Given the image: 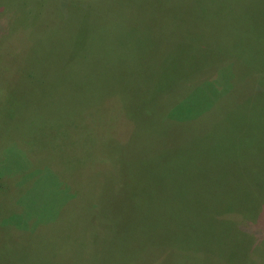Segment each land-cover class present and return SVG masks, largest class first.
Instances as JSON below:
<instances>
[{
  "label": "rangeland",
  "instance_id": "374dc122",
  "mask_svg": "<svg viewBox=\"0 0 264 264\" xmlns=\"http://www.w3.org/2000/svg\"><path fill=\"white\" fill-rule=\"evenodd\" d=\"M258 112L264 0H0V264L43 210L81 214L55 264H264ZM97 145L114 176H70Z\"/></svg>",
  "mask_w": 264,
  "mask_h": 264
},
{
  "label": "trees",
  "instance_id": "16d2710c",
  "mask_svg": "<svg viewBox=\"0 0 264 264\" xmlns=\"http://www.w3.org/2000/svg\"><path fill=\"white\" fill-rule=\"evenodd\" d=\"M198 74H200V69ZM201 77H202L201 79H203V77L206 78L207 76H205L204 73L203 75H201ZM173 84L169 85L168 88L173 86L178 88V85H173ZM155 88H160V85H156ZM238 88L240 90L242 89V86H238ZM170 89L176 90V88H170ZM220 101L222 102L223 99H221ZM260 106L263 105L261 104L260 101H258V107ZM86 114L88 115L86 117L73 116L71 129L72 131L74 130L77 132H71V131L68 132L79 133L81 130L79 131L77 129L82 127L86 123L88 124V122H91L92 125H96L95 124L96 122L99 125L101 121H103L105 118V117L104 118L101 117L100 116L101 113L99 114V112L98 113L86 112ZM118 116L119 115L113 116L114 122ZM258 116L264 117V113L263 114L259 113ZM111 137L112 140L116 138V136H113V134H111ZM63 139L68 140V143L67 142L62 143V145H64L65 147L80 146V144L78 143L73 144L72 141L70 145L68 133H65ZM85 147L86 149L84 152L80 153L75 149H73L72 154L68 155L70 156V159H68L65 163L67 167L71 169V173L69 175L70 176H83V175L84 176H114L112 174L113 170L112 171L110 170V166L118 164L116 162L114 151H111V149H107V150L105 149L101 151L99 146L97 148L94 147L95 149H92L93 146L92 147L85 146ZM96 153L99 155V157H97L98 162L92 161V163L89 162H87V164L84 163L87 159L85 157L97 155ZM111 153L114 155V157L111 160H109ZM9 213H15V212L10 211ZM61 214L62 213H56V217H53L55 214H51L48 213V211L45 212V210H43V212L38 213L39 218H37L35 214H32L31 212L19 213V216L12 215L11 217H9L11 221L17 220L21 224H25V221H27L30 224V226H33L34 228V230L29 232L28 234H24V233L21 234L23 237H29L27 240H23L22 242H20V244H23L22 247L17 248L19 255L21 257H25V261L23 264H55L54 260L56 259V257L67 254L70 255L72 251L81 252V242H77L78 241L77 238H80L83 235V230L80 228L82 219L79 218L81 214L79 215L75 213L73 215V218H71L72 223L69 222L71 223V225L67 230L62 228L63 216H60ZM83 216L84 219L87 220L85 214H83ZM75 224H76V229L72 230ZM103 242L105 244H109L106 243L105 239H103ZM53 256L54 258L52 259Z\"/></svg>",
  "mask_w": 264,
  "mask_h": 264
}]
</instances>
